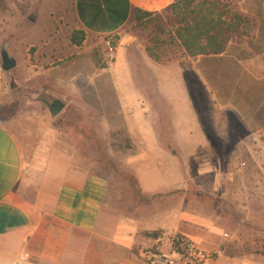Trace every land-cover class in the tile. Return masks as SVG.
<instances>
[{"label":"rangeland","instance_id":"obj_1","mask_svg":"<svg viewBox=\"0 0 264 264\" xmlns=\"http://www.w3.org/2000/svg\"><path fill=\"white\" fill-rule=\"evenodd\" d=\"M176 1L175 11L168 6L142 22L132 19L119 34L101 39L79 26L74 0H0V51L4 48L16 61V67L5 72L0 57V125L21 139L27 163L38 177L51 163L88 170L107 179L110 198L119 192L124 194L120 203H136L137 209L127 213L132 217L138 211L137 218L153 212L158 218L170 209L173 221L179 211L204 219L185 224L192 236L182 227L177 232L198 243L210 262L264 264V152L255 154L264 151V143H217L220 159L183 152L188 165L182 174L208 188L199 193L190 187L185 203L160 199L154 206H143L141 190L132 182L134 173L143 185L148 182L151 161L132 158L147 150V131L155 128L162 135L169 126L163 95L138 93L163 84L153 66L164 64L151 59L146 46L161 62L193 65L195 59H187L175 34L183 19L190 21L193 12L207 11L214 3L215 14L227 10L247 19L244 34L230 35V52L241 55L246 46L253 57L264 54V0ZM81 31L84 39L77 46L73 36L80 37ZM107 41L115 50L113 57ZM260 86L253 85L249 101L261 109L256 116L262 118L263 83ZM53 100L64 104L57 116L48 108ZM171 145L181 149L178 143ZM206 168L211 170L200 175Z\"/></svg>","mask_w":264,"mask_h":264},{"label":"crops","instance_id":"obj_2","mask_svg":"<svg viewBox=\"0 0 264 264\" xmlns=\"http://www.w3.org/2000/svg\"><path fill=\"white\" fill-rule=\"evenodd\" d=\"M175 1L74 0L73 12L87 35L106 39L119 34L134 9L155 13ZM123 41L121 37L119 55ZM229 47L218 55L187 56L190 61L195 59L189 66L188 62L179 67L172 62L154 64L162 86L138 92L163 95L169 121L165 134H156L155 128L147 131V150L132 156L151 161L146 186L136 173L133 175L143 206H154L160 199L185 203L190 187L199 193L208 190L182 174V170L187 171V154L220 159L222 151L215 147L217 143H264V117L256 116L261 109L249 101L253 85H264V54L253 57L244 46L241 55H235ZM177 143L181 149L175 145L174 150L171 144ZM30 165L21 139L0 125V264H144L137 252L152 239L145 238L143 232H177L189 221L204 220L179 211L173 221L170 209L158 218L153 211L151 217L137 218L138 211L132 217L127 213L129 208L137 209L136 203H120L118 199L124 194L119 192L114 200L110 198L105 177L52 163L38 177ZM182 232L192 236L187 229ZM206 264L216 262L208 260Z\"/></svg>","mask_w":264,"mask_h":264},{"label":"trees","instance_id":"obj_3","mask_svg":"<svg viewBox=\"0 0 264 264\" xmlns=\"http://www.w3.org/2000/svg\"><path fill=\"white\" fill-rule=\"evenodd\" d=\"M177 3L178 2L176 1L169 7L173 8V11H175ZM210 5L211 7L207 9V11L200 10L196 13L193 12L190 21L188 19H183L181 22L183 25L175 34V38L179 41L180 47L183 48L184 53L189 57L221 54L225 51L226 46L231 39V34H238L241 32L244 34L245 32L244 28L247 25L246 17L237 12L233 13L227 10H220L218 14H215L216 6L214 3H211ZM152 14L153 13L151 12L142 11L136 8L133 10L130 20L133 19L136 22H142ZM80 34V37L73 36V43L77 46H79L84 39L83 31H81ZM156 43L161 44L158 40ZM145 51L155 62L163 64L167 63V61L161 62V58L155 54L150 47L146 46ZM132 182L136 185V180H132ZM161 232L162 231H151L143 232V234L151 239H156Z\"/></svg>","mask_w":264,"mask_h":264},{"label":"built area","instance_id":"obj_4","mask_svg":"<svg viewBox=\"0 0 264 264\" xmlns=\"http://www.w3.org/2000/svg\"><path fill=\"white\" fill-rule=\"evenodd\" d=\"M111 57L115 50L107 41ZM144 264H206L208 255L194 240L171 230H164L151 244L139 250Z\"/></svg>","mask_w":264,"mask_h":264},{"label":"water","instance_id":"obj_5","mask_svg":"<svg viewBox=\"0 0 264 264\" xmlns=\"http://www.w3.org/2000/svg\"><path fill=\"white\" fill-rule=\"evenodd\" d=\"M0 57L1 69L3 71L7 72L16 67V61L8 55L4 48L0 51ZM48 108L52 116H57L64 108V104L60 100H53L51 104L48 105Z\"/></svg>","mask_w":264,"mask_h":264}]
</instances>
